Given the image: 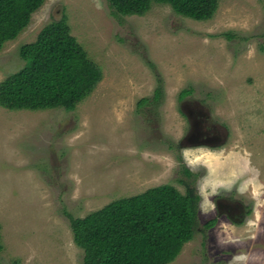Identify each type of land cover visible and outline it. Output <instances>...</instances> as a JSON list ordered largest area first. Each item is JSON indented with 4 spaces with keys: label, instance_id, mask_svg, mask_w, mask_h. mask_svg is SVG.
Instances as JSON below:
<instances>
[{
    "label": "rangeland",
    "instance_id": "rangeland-1",
    "mask_svg": "<svg viewBox=\"0 0 264 264\" xmlns=\"http://www.w3.org/2000/svg\"><path fill=\"white\" fill-rule=\"evenodd\" d=\"M63 14L102 79L73 111L0 105L3 264H82L66 212L82 217L162 184L184 192L185 167L200 224L168 264H264V0H218L206 20L167 4L116 18L107 0H45L0 48V82L24 66L20 47ZM158 85L160 100L139 105ZM198 112L213 144L192 134ZM218 195L250 214L205 229Z\"/></svg>",
    "mask_w": 264,
    "mask_h": 264
},
{
    "label": "trees",
    "instance_id": "trees-1",
    "mask_svg": "<svg viewBox=\"0 0 264 264\" xmlns=\"http://www.w3.org/2000/svg\"><path fill=\"white\" fill-rule=\"evenodd\" d=\"M45 0H0V48L25 29ZM116 18L143 15L154 3L167 4L181 16L196 20L211 18L218 0H107ZM231 38L232 35L228 34ZM19 54L24 66L0 82V105L9 109L73 111L102 79L100 66L71 33L67 15L47 23L36 40L24 44ZM193 92L183 88L179 100ZM158 85L152 97L139 105L156 103L162 97ZM179 178L185 190L162 184L111 201L85 216L70 220L73 239L84 251L82 264H168L181 252L199 227L200 195L185 167ZM188 178V179H187ZM190 178V179H189ZM216 219L204 223L214 226ZM1 226H0V251ZM0 264L3 262L0 259Z\"/></svg>",
    "mask_w": 264,
    "mask_h": 264
},
{
    "label": "flooded vegetation",
    "instance_id": "flooded-vegetation-1",
    "mask_svg": "<svg viewBox=\"0 0 264 264\" xmlns=\"http://www.w3.org/2000/svg\"><path fill=\"white\" fill-rule=\"evenodd\" d=\"M198 114H200L199 120L196 121V118L192 119V134L197 140H199L197 142H201L202 144L206 145L213 144L211 140L215 138L216 130L213 128L214 126H212V124L209 122L210 119L207 118L206 115L204 116L202 113L199 112ZM214 203L215 214L208 218L205 223L216 219V225L217 222H219V219L222 217H225L233 223H239L244 221L245 217L250 214V206H247L245 203L240 200H237L236 198H232L230 195H218L216 196ZM214 226L210 227L209 229L213 228Z\"/></svg>",
    "mask_w": 264,
    "mask_h": 264
}]
</instances>
